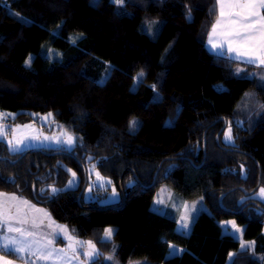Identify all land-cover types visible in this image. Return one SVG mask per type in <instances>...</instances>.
Returning <instances> with one entry per match:
<instances>
[{
  "label": "trees",
  "instance_id": "trees-1",
  "mask_svg": "<svg viewBox=\"0 0 264 264\" xmlns=\"http://www.w3.org/2000/svg\"><path fill=\"white\" fill-rule=\"evenodd\" d=\"M215 4L0 0V114H52L75 139L72 150L13 154L0 143V192L92 242L89 264H264V204L253 199L264 188V68L206 50ZM91 165L118 203L82 200ZM69 171L78 187L50 194ZM160 185L202 200L189 234L151 211ZM227 221L251 247L223 233Z\"/></svg>",
  "mask_w": 264,
  "mask_h": 264
},
{
  "label": "snow or ice",
  "instance_id": "snow-or-ice-1",
  "mask_svg": "<svg viewBox=\"0 0 264 264\" xmlns=\"http://www.w3.org/2000/svg\"><path fill=\"white\" fill-rule=\"evenodd\" d=\"M115 2L119 5L123 4L124 0H115ZM214 11L217 15L209 34L211 48L221 54H228L235 59L264 67V0H216ZM261 107L264 108V105ZM4 120L5 117L0 115V139L6 138L9 131L13 132L7 144L10 151L18 152L28 138L16 136L15 133L19 131V127L9 129ZM135 123L133 121V125ZM22 127L29 128L30 125ZM225 136L227 140H232L230 128ZM32 138L37 139L38 137ZM45 139L49 138L45 137ZM57 142L60 141L57 139ZM64 142L68 145L73 144V137L68 136ZM72 175L75 177L76 174L73 172ZM96 175L98 179H102L99 173ZM69 183L71 184L72 181ZM56 191L57 189L52 188L53 193ZM260 191L264 195V188ZM28 209L43 212L42 209L35 208L29 201L15 194L0 192V253H3L0 255V264H14V261L8 258L13 255L24 261V264H42V262L43 264H49V262L51 264H72V261L77 260L81 255L88 262L94 261L95 256L98 255L95 245L89 241L87 242L88 250L79 252L76 246L83 247V242L75 240L72 235L68 234L66 228L57 226L59 231L52 233L51 239L44 241L37 239L36 233L31 229L40 227L43 221L38 223L36 218L30 219ZM44 215L46 216L47 213ZM26 225L30 227H25ZM181 227L186 229L188 224L182 220ZM233 227L235 228L234 223ZM236 230L239 231V229ZM61 233L69 241L67 250L51 246L56 236ZM112 235L113 229L105 230V239L111 238ZM248 247L251 245L241 244L242 249ZM175 251L173 248V253ZM69 252L71 256L68 255Z\"/></svg>",
  "mask_w": 264,
  "mask_h": 264
},
{
  "label": "rangeland",
  "instance_id": "rangeland-1",
  "mask_svg": "<svg viewBox=\"0 0 264 264\" xmlns=\"http://www.w3.org/2000/svg\"><path fill=\"white\" fill-rule=\"evenodd\" d=\"M215 23V22H214ZM153 23H151V26ZM230 58L235 59L230 56ZM238 60V59H235ZM250 65H256L247 63ZM259 66V65H258ZM261 67V66H259ZM264 68V67H262ZM0 115L5 117L4 123L9 129H17L19 127V131L15 133L16 136L20 138L27 137L25 144L21 147L18 152L26 151V150H39V149H64V150H72L75 147V139L64 129H59L53 123V116H49V114L44 115H30V121L23 123H13V119L15 118L14 113L3 112ZM47 117V119H44ZM30 125L29 128H24L22 126ZM230 127L225 128L222 134V143L225 145H230L233 143L232 140H227L225 133L228 132ZM231 129V128H230ZM232 135V132H231ZM13 136V132L9 131L8 136L6 138L0 139V143L4 144L9 151V153L13 154L16 152H12L9 150V146L7 144V140L11 139ZM68 136L73 137V144L68 145L64 141L68 138ZM32 137H38L37 139H33ZM48 137L49 139H45ZM57 139L60 141L57 142ZM86 182L87 184L84 186L82 191V200L84 202H92L97 205H111L116 204L120 201V193L110 184L109 180L103 177L97 169H95L92 165L87 166L86 168ZM96 173L100 174L102 179H98ZM77 176L73 177L72 174L69 175L65 185L63 188L59 189L56 187H50V194H57L60 191L64 190H73L76 189L79 185ZM69 181H72L70 184ZM52 188L57 189L55 193L52 192ZM115 190V192L113 191ZM150 209L153 212L159 213L161 215H166L168 217H172L176 219L178 225L177 230L185 235L189 234L192 223L194 222L196 216L201 211H206L204 204L200 198L195 200H183L172 190L167 188L164 185H160L153 196V199L150 204ZM184 221L188 224L186 229L181 227V221ZM232 221H227L221 223L223 233H227L232 235L235 239H237L240 243V251L245 250L242 249L241 244H246L241 240V229L235 225L233 227ZM235 224V223H234ZM236 229H239L237 231ZM47 236V235H46ZM50 238L52 237V233L50 232L48 235ZM105 239V235H104ZM109 239V238H108ZM79 249V248H78ZM175 249V248H174ZM88 248H83L82 250H78L79 252H85ZM175 253H173V248L170 249L169 255H174L179 253L178 249H175ZM96 258V256H95Z\"/></svg>",
  "mask_w": 264,
  "mask_h": 264
},
{
  "label": "crops",
  "instance_id": "crops-1",
  "mask_svg": "<svg viewBox=\"0 0 264 264\" xmlns=\"http://www.w3.org/2000/svg\"><path fill=\"white\" fill-rule=\"evenodd\" d=\"M211 32V31H210ZM210 34V33H209ZM205 47H206V50L213 54V55H226V54H221L219 53L218 51L216 50H213L211 48V45L209 44V36L206 40V44H205ZM228 55V54H227ZM229 56V55H228ZM230 57V56H229ZM240 62H243V63H248L246 61H243V60H238ZM254 66H257L259 67L257 64L254 65ZM22 152V151H21ZM69 175L72 174V172H68ZM78 179V178H77ZM79 182V180H78ZM262 188L258 189L257 192L254 194L253 196V199H255L256 201L264 204V195L261 194V190ZM9 195L11 194H14V193H8ZM17 195V194H15ZM18 197L24 199V200H27L29 201V203L31 205H34L35 208L37 209H42L43 212H36L34 209H28L27 211L29 212V218H36L37 222L39 223V221H43V224L40 226V227H37V228H33L31 229L32 231H34L36 233V238L41 240V241H44L46 239H51L48 235L49 233H54V232H57L59 231V229L57 228V226H60V227H63V228H66L62 225H59L57 224L53 219L52 217L50 216V214L41 206L37 205L36 203H34L33 201H30L26 198H23L19 195H17ZM44 213H47V215L45 216ZM25 227H30V225H26ZM67 229V228H66ZM263 232H264V229H263ZM68 234H70V232L68 231ZM47 235V236H46ZM71 235V234H70ZM75 239V238H74ZM76 240V239H75ZM68 243L69 241L65 238V236L61 233L60 235L56 236L55 238V242L53 245H51L52 247H55L56 249H66L67 250V246H68ZM77 248H79L78 250H82L83 248H87V244L86 243H83V247H81L80 245H77L76 246ZM97 252V251H96ZM3 253H0V255H2ZM69 256H71V252L68 253ZM98 255H96V258H97ZM83 259H81V258ZM9 259H12L14 261V264H24V261L22 260H19L17 259L14 255L13 257H8ZM95 258V259H96ZM32 259H35V258H32ZM90 262L86 261L85 258L81 255L79 256V258L77 260H73L72 261V264H89ZM43 264V262H42ZM49 264H51V262H49Z\"/></svg>",
  "mask_w": 264,
  "mask_h": 264
}]
</instances>
